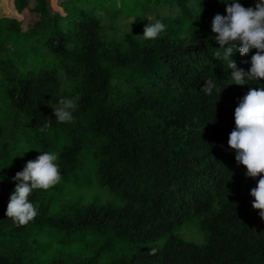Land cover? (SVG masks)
Instances as JSON below:
<instances>
[{
    "label": "trees",
    "instance_id": "trees-1",
    "mask_svg": "<svg viewBox=\"0 0 264 264\" xmlns=\"http://www.w3.org/2000/svg\"><path fill=\"white\" fill-rule=\"evenodd\" d=\"M232 2L12 0L0 11V264H264L250 195L260 177L229 146L238 98L264 79L237 85L227 64L248 71L258 50L214 56L212 21ZM98 12L128 29L109 36ZM148 16L166 25L154 40L142 36ZM209 79L221 93L202 91ZM63 90L79 99L58 123L49 104ZM42 152L57 155L61 179L33 189L37 215L19 225L6 216L13 177ZM84 188L115 196L84 201ZM193 220L203 243L179 234Z\"/></svg>",
    "mask_w": 264,
    "mask_h": 264
},
{
    "label": "clouds",
    "instance_id": "clouds-1",
    "mask_svg": "<svg viewBox=\"0 0 264 264\" xmlns=\"http://www.w3.org/2000/svg\"><path fill=\"white\" fill-rule=\"evenodd\" d=\"M226 12L227 15L216 14L212 21V30L218 34L215 38L220 44L219 48L224 49L223 53L216 51L214 56L225 61L232 57L236 49H239L241 55L257 49L251 57L248 71L238 68L232 59L227 68L232 69L230 76L237 85L248 84L253 79H264V0H257L254 8H246L239 0H233ZM146 18L149 23L145 25L142 36L145 40H154L165 31L166 25L152 16ZM202 91L211 95L214 91L221 93L222 90L215 81L209 79ZM58 97V102L49 104L53 108L54 117L58 123L72 121L79 98ZM238 100L234 113L236 127L229 134V146L236 151L237 163L246 166V177H260L250 195L254 197L253 208L259 209V216L264 219V176H261L264 173V88H251ZM56 161V154L42 152L34 161L29 160L23 171L15 174L13 180L18 183L10 196L7 217L19 225L27 224L36 217V208L28 197L33 189H48L60 182V169Z\"/></svg>",
    "mask_w": 264,
    "mask_h": 264
},
{
    "label": "rangeland",
    "instance_id": "rangeland-1",
    "mask_svg": "<svg viewBox=\"0 0 264 264\" xmlns=\"http://www.w3.org/2000/svg\"><path fill=\"white\" fill-rule=\"evenodd\" d=\"M12 0H0V11L4 14L7 13V6L11 4ZM98 18H100L103 21V24L105 25V28L107 29L108 35L111 37L120 36L124 31L128 29V24L124 19H122L121 22H115L117 26L113 27L112 17L105 12H98L97 13ZM135 17H130L128 21L134 20ZM60 95H63L65 97H69V94L63 90L61 93H59L53 100V103L58 102ZM81 196H83L84 201H92V200H98L100 202H107L109 200H112L113 194H109L108 192L104 190H100L99 188L96 189H89L84 188L79 192ZM97 198V199H96ZM198 221L193 220L190 224H188L186 227H184L179 234L187 239L194 240L199 243H203L205 240V233L200 230L198 227Z\"/></svg>",
    "mask_w": 264,
    "mask_h": 264
}]
</instances>
